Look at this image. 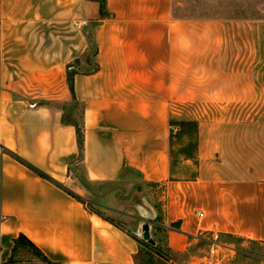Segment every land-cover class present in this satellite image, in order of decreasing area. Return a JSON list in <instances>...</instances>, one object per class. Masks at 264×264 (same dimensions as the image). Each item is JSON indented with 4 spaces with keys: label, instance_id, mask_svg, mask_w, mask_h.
<instances>
[{
    "label": "crops",
    "instance_id": "0c3cea01",
    "mask_svg": "<svg viewBox=\"0 0 264 264\" xmlns=\"http://www.w3.org/2000/svg\"><path fill=\"white\" fill-rule=\"evenodd\" d=\"M104 1L103 14L94 0H0V264L21 235L52 264H136L146 230L170 254L264 264L244 248L264 245V121H199L197 164L185 162L196 177H173L171 102L191 93L192 21L174 0ZM226 78L217 98L255 96L252 74ZM74 98L82 158L65 123Z\"/></svg>",
    "mask_w": 264,
    "mask_h": 264
},
{
    "label": "rangeland",
    "instance_id": "374dc122",
    "mask_svg": "<svg viewBox=\"0 0 264 264\" xmlns=\"http://www.w3.org/2000/svg\"><path fill=\"white\" fill-rule=\"evenodd\" d=\"M174 13L178 19L192 21V76L191 93L173 100L171 117L176 120L174 132L183 130L184 121H205L225 118L233 121H264V0H174ZM250 73L255 77L257 92L247 99H225L215 96L216 74L227 76ZM222 78V77H220ZM222 80V79H221ZM69 83V82H68ZM226 86V85H225ZM224 108V109H222ZM65 120L81 124L82 107L71 103L64 106ZM184 141L182 145H185ZM175 146V153L181 149ZM175 177L191 178L195 167L186 165L179 156L175 159ZM79 168V175L83 176ZM83 185L85 183L80 180ZM90 196L82 199L89 209L113 225L128 230L133 222L117 213L102 212L95 208ZM141 247V264H206L208 254H166L152 240ZM240 245L242 241H235ZM245 250L264 256V245L244 243ZM169 259H172L170 262ZM1 264H50L35 250L20 246L12 258ZM257 264V263H254Z\"/></svg>",
    "mask_w": 264,
    "mask_h": 264
},
{
    "label": "trees",
    "instance_id": "16d2710c",
    "mask_svg": "<svg viewBox=\"0 0 264 264\" xmlns=\"http://www.w3.org/2000/svg\"><path fill=\"white\" fill-rule=\"evenodd\" d=\"M101 3L102 6V13L104 14L105 10V1L104 0H94ZM76 70L74 68H69L68 71V82L71 89V92L74 97V76L76 74ZM73 103L77 104V100L74 98ZM176 120L171 118L170 125H171V137H170V160H171V172L172 176H175L174 166H175V159L177 156H179L183 163L191 161L195 164H197L198 161V154H199V123L194 120L184 121L182 122L181 126L183 130H180L179 134H175L174 132V123ZM65 123H72L76 128L78 132V141H79V147L81 152V158L83 157V151H84V129L82 124H77L75 122H68L65 120ZM186 142L185 145L181 144L183 142ZM181 146V149L175 153L174 147L175 146ZM22 163H25V161L19 159ZM30 168L35 171L39 176L42 178L49 180L51 182H54L57 184L56 181H54L49 175L43 173L40 170H37L30 166ZM196 177V174H193L192 178ZM75 198H77L79 201L82 202V199L76 195H74ZM101 216V215H99ZM102 217V216H101ZM141 244V247L145 242L143 243L142 240H138ZM20 246H25L26 248H29L30 250H35L39 253V256L45 259L46 262L50 263L47 258L40 252V250L25 236L21 235L16 241H15V250H17ZM158 249L160 251L165 250L166 254H170L169 250L167 248H164L161 244H159ZM142 251H140V254L138 255L136 259V264H141L139 262V256L141 255ZM171 262L172 259H169ZM52 264V263H50Z\"/></svg>",
    "mask_w": 264,
    "mask_h": 264
},
{
    "label": "water",
    "instance_id": "95a60500",
    "mask_svg": "<svg viewBox=\"0 0 264 264\" xmlns=\"http://www.w3.org/2000/svg\"><path fill=\"white\" fill-rule=\"evenodd\" d=\"M143 238H144V240H145L146 242L151 241L150 233H149L148 230H146V232H145Z\"/></svg>",
    "mask_w": 264,
    "mask_h": 264
},
{
    "label": "built area",
    "instance_id": "2783aa9c",
    "mask_svg": "<svg viewBox=\"0 0 264 264\" xmlns=\"http://www.w3.org/2000/svg\"><path fill=\"white\" fill-rule=\"evenodd\" d=\"M86 24H87V22H83V23L81 24V26H84V25H86ZM1 153H2V150L0 149V154H1ZM200 216L203 217L204 215L201 213Z\"/></svg>",
    "mask_w": 264,
    "mask_h": 264
}]
</instances>
